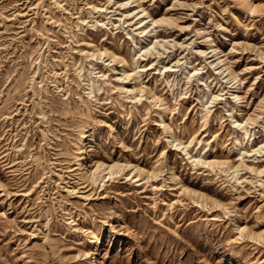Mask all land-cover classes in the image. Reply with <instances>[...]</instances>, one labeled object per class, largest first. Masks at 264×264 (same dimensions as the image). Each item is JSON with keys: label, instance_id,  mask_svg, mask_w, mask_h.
I'll return each instance as SVG.
<instances>
[{"label": "rangeland", "instance_id": "rangeland-1", "mask_svg": "<svg viewBox=\"0 0 264 264\" xmlns=\"http://www.w3.org/2000/svg\"><path fill=\"white\" fill-rule=\"evenodd\" d=\"M261 170L264 0H0V264H264Z\"/></svg>", "mask_w": 264, "mask_h": 264}, {"label": "bare ground", "instance_id": "bare-ground-1", "mask_svg": "<svg viewBox=\"0 0 264 264\" xmlns=\"http://www.w3.org/2000/svg\"><path fill=\"white\" fill-rule=\"evenodd\" d=\"M142 11L143 12H145L144 11V9H142ZM149 17V15H146V16H144V17H142L139 21H138V25H139V28H142V31H145V29H147V27H148V25L146 24V25H144L143 24V22H146V19ZM236 97H239L238 95H236ZM231 110V109H230ZM231 112V111H230ZM228 113H229V111H228ZM242 119H235L234 120V123H235V126H240L241 124H242ZM168 130V129H167ZM176 140V139H175ZM237 140H239V139H237ZM83 141H85V140H83ZM192 141V140H191ZM191 141L189 142V143H191ZM240 141V140H239ZM180 144H181V141L179 142ZM241 143V142H240ZM87 149V148H86ZM88 152V151H87ZM200 154V153H199ZM87 157V156H86ZM85 157V158H86ZM85 160V159H84ZM86 162V161H85ZM214 163L215 162H209V164L210 165H214ZM219 164H223V162H218ZM83 167H85L86 165L83 163V165H82ZM87 169V168H86ZM85 169V170H86ZM261 171H264V170H261ZM87 173V172H86ZM112 216V218H114V217H117V212L115 211L114 212V214H112L111 215ZM97 254H100V248L99 247H97L96 248V253H95V255H94V258H93V261H90V264H93V262H95V264H96V262H97ZM92 258V257H91Z\"/></svg>", "mask_w": 264, "mask_h": 264}]
</instances>
